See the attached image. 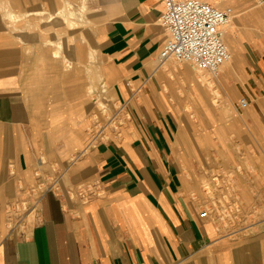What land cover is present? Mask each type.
Returning <instances> with one entry per match:
<instances>
[{"label":"crops","instance_id":"0c3cea01","mask_svg":"<svg viewBox=\"0 0 264 264\" xmlns=\"http://www.w3.org/2000/svg\"><path fill=\"white\" fill-rule=\"evenodd\" d=\"M203 1L233 11L217 74L161 62L164 0L56 33L69 70L51 30L7 16L56 0H0V264H264V0ZM196 155L238 172L233 213Z\"/></svg>","mask_w":264,"mask_h":264},{"label":"built area","instance_id":"2783aa9c","mask_svg":"<svg viewBox=\"0 0 264 264\" xmlns=\"http://www.w3.org/2000/svg\"><path fill=\"white\" fill-rule=\"evenodd\" d=\"M232 19V9L222 10L203 0H164L161 24L169 37L160 52L161 62L173 58L217 74L233 57L224 40V29ZM242 106H247L245 100Z\"/></svg>","mask_w":264,"mask_h":264},{"label":"rangeland","instance_id":"374dc122","mask_svg":"<svg viewBox=\"0 0 264 264\" xmlns=\"http://www.w3.org/2000/svg\"><path fill=\"white\" fill-rule=\"evenodd\" d=\"M69 3H70V5L68 6L69 9H73V11H75L78 14V16L82 14V11H81L82 8L81 7H83V5H85L86 12L83 16V20L80 21V28H83V29L86 28V31L88 33L90 25L92 23L99 22V20L101 18L100 12H101V8H102V0H70ZM56 6H57V0H56V3H54V8L52 11L56 10V8H57ZM80 12H81V14H80ZM20 19H22V18H20ZM38 24H39L38 29L40 32L46 31V33H48L47 30L48 29L51 30L52 34L55 36V38H54V39H56L55 41L58 42L59 37L56 36L55 32H56V29L61 27V25L63 24V21L61 19L59 21L54 22V24L50 23L47 25L46 18H44V19L39 20ZM77 31H78V28H73V27L68 28V34L69 35L75 34ZM66 38L67 37L64 36L62 40L64 41ZM210 76L212 77V75H210ZM216 90H218V89H217V87L214 86V91H216ZM93 94H94L95 98H98L97 99L98 102L105 105V109H106V107H107V109L111 107V106L108 107V103L106 101H102V98L100 97L102 92L100 93V92H94L93 91ZM220 101H221L220 98L216 99V103H219ZM191 158H193L192 163H194V164H189V166L195 165L197 167L196 174L199 175L200 178H203L202 180L205 183L204 186L202 187L204 194L210 196L211 199H214L215 205L217 207H221V210L223 209V207L226 210L230 209V207H231L232 208L231 213H233V211L237 210L238 209V204H237L238 199L235 196L238 195V192H237L238 186L234 185L232 180L238 177L237 176L238 172H236V170H234L232 167L227 165L226 162H222L220 160V157L217 158V156H215L213 162H211L212 161L211 156L196 155V156H191ZM237 158H238V156H237ZM207 163H210L211 166H207ZM188 173H190V172H187V174ZM223 201H225V202H223Z\"/></svg>","mask_w":264,"mask_h":264},{"label":"bare ground","instance_id":"6f19581e","mask_svg":"<svg viewBox=\"0 0 264 264\" xmlns=\"http://www.w3.org/2000/svg\"><path fill=\"white\" fill-rule=\"evenodd\" d=\"M58 1L60 2V6H58L56 8V11L53 13L48 12L47 9L45 8L42 11H32V12L16 13V12L10 11L7 13V16H8V19L13 24H15L16 20H23L24 22L29 23L31 21L34 22V21H37V20H40L43 18H47L49 21H53V22L59 21L61 19L63 21V24L61 27H59L57 29V32H55V33H57L58 36L66 35L67 34V27H73V28H78V31L76 33H81V37H82L83 30H79V28H80V21L83 20V16L86 12L85 5H83V7H81L82 8V10H81L82 14L80 12L81 15L78 16V14L75 11H73V9L68 8V6L70 5V3H69L70 0H58ZM59 2H57V3H59ZM20 18H22V19H20ZM26 18H28L30 20H27ZM13 26H12V28L15 29V27H13ZM66 39H65V42L67 41ZM81 39H83V38H81ZM53 46H54V48H53L52 52H53V56L55 58L54 63H56V66L58 65L60 68H62L64 70L72 69L74 67L72 61H70L69 59H67L66 57H64L62 55L63 54L62 53V50H63L62 43H59V40H58V42L53 44Z\"/></svg>","mask_w":264,"mask_h":264}]
</instances>
